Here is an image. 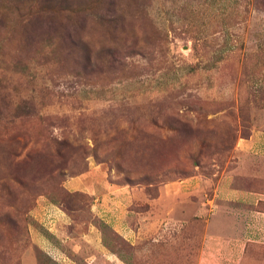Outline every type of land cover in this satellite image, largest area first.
<instances>
[{"label": "rangeland", "instance_id": "rangeland-1", "mask_svg": "<svg viewBox=\"0 0 264 264\" xmlns=\"http://www.w3.org/2000/svg\"><path fill=\"white\" fill-rule=\"evenodd\" d=\"M256 129L264 0H0V264H56L30 237L41 201L81 221L97 198L163 215L166 183L210 198L239 163L264 169L236 148ZM203 229L186 224L192 259Z\"/></svg>", "mask_w": 264, "mask_h": 264}, {"label": "crops", "instance_id": "crops-1", "mask_svg": "<svg viewBox=\"0 0 264 264\" xmlns=\"http://www.w3.org/2000/svg\"><path fill=\"white\" fill-rule=\"evenodd\" d=\"M236 148L264 158V130H253ZM236 175L261 179L264 169L260 163H239L220 179L210 198L191 196L183 184L166 183L156 198L163 215L155 209L154 215L134 210V217L127 216L121 199L97 198L90 203L93 214L80 221L41 201L32 211L36 225L30 237L56 264H126L110 246L112 233L129 241L137 256L145 254L146 264H264V252L254 247H264V210L257 209L264 191L236 182ZM193 220L204 222V229L192 259V239L184 231Z\"/></svg>", "mask_w": 264, "mask_h": 264}, {"label": "trees", "instance_id": "trees-1", "mask_svg": "<svg viewBox=\"0 0 264 264\" xmlns=\"http://www.w3.org/2000/svg\"><path fill=\"white\" fill-rule=\"evenodd\" d=\"M263 203V202H262Z\"/></svg>", "mask_w": 264, "mask_h": 264}]
</instances>
